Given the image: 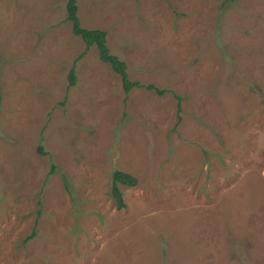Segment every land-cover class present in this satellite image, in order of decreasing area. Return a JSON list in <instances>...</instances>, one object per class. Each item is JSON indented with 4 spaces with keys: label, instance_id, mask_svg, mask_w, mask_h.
I'll return each mask as SVG.
<instances>
[{
    "label": "rangeland",
    "instance_id": "obj_1",
    "mask_svg": "<svg viewBox=\"0 0 264 264\" xmlns=\"http://www.w3.org/2000/svg\"><path fill=\"white\" fill-rule=\"evenodd\" d=\"M75 4L163 91L73 62L65 0H0V264H264V0Z\"/></svg>",
    "mask_w": 264,
    "mask_h": 264
},
{
    "label": "trees",
    "instance_id": "obj_2",
    "mask_svg": "<svg viewBox=\"0 0 264 264\" xmlns=\"http://www.w3.org/2000/svg\"><path fill=\"white\" fill-rule=\"evenodd\" d=\"M65 13L66 20L70 21L71 32L79 36L83 42V49L78 53L73 62L83 55V53L92 45L97 49L98 58L107 63L112 71L117 73L120 78V85L124 92H128L131 87H143L145 89H154L157 93H162V89L157 88L151 83L142 84L137 81H131L128 79L125 64L115 54L108 51L105 43V30L101 28H86L79 24L78 17L76 15L75 0H65ZM67 86L75 83L74 67L71 65L67 70ZM178 98V97H177ZM136 183V178L132 174L122 171L120 169H113L111 172V196L115 200V208H121L124 203L122 201L121 192L117 187V184H123L126 186H133ZM32 232L24 237V239L31 236Z\"/></svg>",
    "mask_w": 264,
    "mask_h": 264
}]
</instances>
